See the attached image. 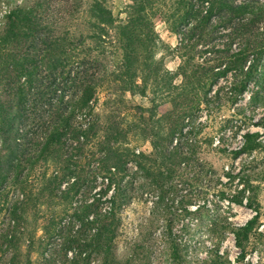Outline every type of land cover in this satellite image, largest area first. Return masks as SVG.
<instances>
[{
  "label": "trees",
  "instance_id": "16d2710c",
  "mask_svg": "<svg viewBox=\"0 0 264 264\" xmlns=\"http://www.w3.org/2000/svg\"><path fill=\"white\" fill-rule=\"evenodd\" d=\"M110 2L22 0L1 10L0 264H155L156 254L186 264L171 224L156 249L149 230L123 239L124 206L138 173L164 191L194 154L189 122L213 105L219 78L243 75L231 98L245 92L264 52V1L123 0L119 18ZM156 21L179 38L176 72L157 57ZM134 96L149 106L129 104ZM254 125L264 130V116ZM260 137L247 131L228 153L264 150ZM249 184L231 201L245 198L254 216L224 227L239 253L231 263L216 251L208 264H264L260 206L244 197L258 185ZM256 237L258 258L245 260Z\"/></svg>",
  "mask_w": 264,
  "mask_h": 264
},
{
  "label": "rangeland",
  "instance_id": "374dc122",
  "mask_svg": "<svg viewBox=\"0 0 264 264\" xmlns=\"http://www.w3.org/2000/svg\"><path fill=\"white\" fill-rule=\"evenodd\" d=\"M21 1L0 0V15L9 3L18 4ZM110 9L116 18L122 17L123 0H111ZM155 29L165 44V49L158 50L157 57L163 59L168 70L176 72L183 53L178 49L179 38L170 34L158 21L155 22ZM260 30L264 35V27ZM255 66L257 70L249 79L245 92L235 100L231 98V93L243 75L229 74L216 81L210 93L213 105L210 108L202 106L203 109L189 122L194 154L191 153L190 159L176 168L174 177L164 184V191L155 184L146 188L141 174L134 176V191H131L134 198L124 206L129 221L123 223V239L132 236L141 238L149 230L158 240L157 246H154L156 249L164 240L160 237L166 231V225L171 224L186 264H208L216 251L233 263L239 252L234 236L224 227L243 225L254 216L255 212L246 206L245 198L242 205L231 201L243 195L240 191L249 182L258 185V189L245 191L244 197L254 198L255 205L260 206L258 231L264 233V150L246 153L236 159L228 153L243 144V135L247 131L260 132L259 140L264 141V130L254 125V121L264 116V52L257 58ZM182 80L177 77V83ZM215 94L220 100L213 98ZM127 100L131 105L149 106L148 101L139 96L128 97ZM168 110L169 106L163 105L158 113L164 114ZM215 147L224 148L225 153L217 152ZM143 149L150 151L148 144ZM221 193H224L223 197ZM255 241L260 240L257 237L250 240L255 248L248 250L245 260L255 261L258 258L257 251L262 246ZM116 249L120 255H125L126 240L117 242ZM155 264L169 262L156 254Z\"/></svg>",
  "mask_w": 264,
  "mask_h": 264
}]
</instances>
